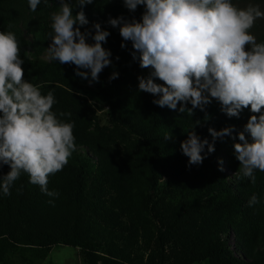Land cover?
I'll return each instance as SVG.
<instances>
[{
	"label": "trees",
	"instance_id": "1",
	"mask_svg": "<svg viewBox=\"0 0 264 264\" xmlns=\"http://www.w3.org/2000/svg\"><path fill=\"white\" fill-rule=\"evenodd\" d=\"M244 1L264 2L231 3ZM64 2L70 4L73 15L84 12L88 23L77 26L86 33L88 43H94L96 23L110 33L102 47L110 51L111 63L99 78L113 98L112 126L100 125L87 99L72 90L69 75L77 66L28 58V43L38 54L50 45L51 14L60 10L61 0H41L36 11L30 9L29 0H0V31L16 36L24 80L42 95L53 93L52 111L62 122L73 124L75 138L68 163L48 177L47 187L57 196L44 194L24 172L11 186L10 195L0 189V254L19 256V264H25L23 256L42 259L54 244L75 243L83 248L87 264H152L155 247L162 253L167 241H182L194 259L264 264V172L254 170L256 183L252 184L241 175L235 151L224 154L226 164L217 163L219 151L208 131L232 126V136L224 137L238 139L236 133L244 131L249 117L260 113H252L249 106L238 117H229L214 98L203 110L185 103L191 114L180 112L179 103L177 110L154 104L157 96L138 89V77L149 76L152 69L141 68L138 58L133 60L131 42L123 41L119 27L108 23L110 17L119 16L140 21L145 7L129 11L123 0H93L83 6L78 0ZM25 34L31 35V41ZM256 41L264 43V30ZM121 43L126 46L122 48ZM113 72L117 77L109 79ZM61 112L71 116H60ZM191 130L214 147L208 152L205 145L198 165L188 164L180 146ZM166 134L172 138L165 140ZM245 137L251 141L247 132ZM8 171L9 165H0V177ZM161 175L169 185L158 192L155 187ZM253 194L259 203L249 207ZM150 245L152 255L146 256Z\"/></svg>",
	"mask_w": 264,
	"mask_h": 264
},
{
	"label": "clouds",
	"instance_id": "2",
	"mask_svg": "<svg viewBox=\"0 0 264 264\" xmlns=\"http://www.w3.org/2000/svg\"><path fill=\"white\" fill-rule=\"evenodd\" d=\"M123 2L129 11L143 5L141 20L119 16L110 17L108 23L119 27L123 41L131 42L133 60L138 58L141 68L152 69L149 76L138 77V89L157 96L154 104L177 110L179 103L180 112L191 114L185 103L203 110L214 98L229 117H238L240 110L249 106L252 113H260L249 117L244 131L236 133L241 142L233 145L241 175L255 184L254 170L264 172V43H257L249 29L258 18H264V12L253 5L237 8L231 0ZM40 3L29 0V7L36 11ZM77 3L83 6L93 0ZM87 23L82 10L73 15L70 4L61 0L60 10L51 14L48 58L74 64L76 75L98 81L99 74L111 63L110 51L102 47L110 33L99 23L94 24V43L90 44L77 26ZM125 46L121 43L122 48ZM19 53L16 36L0 31V165L10 166V171L0 177V189L10 195L11 186L24 172L31 184L54 197L58 193L49 191L48 177L61 171L75 150L73 124L62 122L52 111L56 102L52 92L42 95L37 86L24 80ZM117 75L113 72L109 79ZM154 78L163 83H156ZM208 131L213 140L233 134L232 126ZM187 133V139L181 141L182 153L189 165H198L204 159L201 153L205 145L208 152L214 147L194 130ZM171 138V134L164 136L165 140ZM258 203L255 194L248 200L249 207Z\"/></svg>",
	"mask_w": 264,
	"mask_h": 264
},
{
	"label": "rangeland",
	"instance_id": "3",
	"mask_svg": "<svg viewBox=\"0 0 264 264\" xmlns=\"http://www.w3.org/2000/svg\"><path fill=\"white\" fill-rule=\"evenodd\" d=\"M234 6L240 9H244L249 5L258 6L259 9L264 12V2H255V1H244L233 3ZM264 30V18H258L251 29H249V33L254 35L255 38L257 35ZM24 38L28 41H31V35L25 34ZM49 47V46H48ZM47 47V48H48ZM47 48L42 49V51L38 54L36 49L32 46V44L28 43L26 45V51L28 54V58L31 62H35L38 60L49 61ZM247 48V46H246ZM115 69L109 68V71H114ZM80 71H85L80 69ZM70 81L72 83V90L76 93L80 92L87 99L91 108L94 110L96 120L102 126L106 128H110L112 126V113H111V102L113 98L108 95L105 91L106 84L100 80L98 77V81H91V77L88 79H84L78 75H76V71L73 74L69 75ZM79 90V91H78ZM240 142L238 139H229L224 137L223 139L214 140V145L217 147L218 153L215 154L216 162L220 163V161L226 164V160L224 154L228 152H234V143ZM169 185V181L164 175L157 177V183L155 190L161 192L165 190ZM222 237H226V233L221 234ZM230 242H233L232 236L229 237ZM167 241L164 245L162 253H159V249L157 247L156 251L152 255V250L154 247L150 245V249L145 251V254L151 253L152 255V264H214L213 259L208 258H198L194 259L190 252L186 250L183 245H187L186 243H182V241ZM183 244V245H182ZM84 250L79 247L75 243H57L54 244L47 254L42 259L30 258L29 256H23V258H27L25 264H87L84 258ZM3 255L0 254V258ZM160 256H163V262L160 261ZM3 261L0 260V264H19L21 257L12 256V255H4ZM98 264H101L98 261Z\"/></svg>",
	"mask_w": 264,
	"mask_h": 264
}]
</instances>
